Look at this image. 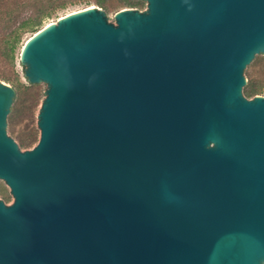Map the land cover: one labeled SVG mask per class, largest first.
Returning <instances> with one entry per match:
<instances>
[{
    "label": "water",
    "instance_id": "water-1",
    "mask_svg": "<svg viewBox=\"0 0 264 264\" xmlns=\"http://www.w3.org/2000/svg\"><path fill=\"white\" fill-rule=\"evenodd\" d=\"M142 1L25 39L30 150L0 81V264H264V0Z\"/></svg>",
    "mask_w": 264,
    "mask_h": 264
},
{
    "label": "trees",
    "instance_id": "trees-1",
    "mask_svg": "<svg viewBox=\"0 0 264 264\" xmlns=\"http://www.w3.org/2000/svg\"><path fill=\"white\" fill-rule=\"evenodd\" d=\"M93 4L105 12H117L123 8H145L142 0H91ZM70 0H0V81L9 84L15 90L7 122L12 120L18 112V105H24L23 94L34 90L35 85L21 83L16 72L18 54L23 45V37L33 34L44 26V21L51 18L57 11L64 9ZM257 57H255L256 59ZM254 59V60H255ZM253 62L246 68L247 84L244 86L243 95L250 99L256 95H264V80L256 77V72L250 70ZM264 78V76H263ZM24 92V93H23ZM37 106V99L31 103L33 109ZM29 109V105L27 107ZM36 139L21 141L20 148L30 146L37 142ZM9 199V197H7Z\"/></svg>",
    "mask_w": 264,
    "mask_h": 264
},
{
    "label": "rangeland",
    "instance_id": "rangeland-1",
    "mask_svg": "<svg viewBox=\"0 0 264 264\" xmlns=\"http://www.w3.org/2000/svg\"><path fill=\"white\" fill-rule=\"evenodd\" d=\"M67 4V6L64 9L57 10L51 18L44 21V26L50 22H55L58 18L86 8L88 6H95L91 0H70ZM124 9V8H123ZM121 10V9H120ZM119 11V10H118ZM107 16H113L114 11L106 12ZM31 34H26L23 37V41L29 37ZM257 58L253 60V67H250V70L254 68L253 71L256 72V77L259 79L264 80V55H258ZM16 72L18 73L19 79L21 83L27 84V81L23 77V72L19 66V63L17 61L16 63ZM9 85V84H8ZM45 87L40 85H35L34 90L26 91L22 96L24 100V105H18V112H16L12 120L7 122V134L18 144L21 141H29V139H36L39 138V131L36 126V115L38 113V109L41 103V100L43 99V93H44ZM264 96V95H261ZM34 99H37V106L33 109H30L31 103ZM29 105V109L27 108ZM37 142L31 144L30 146L22 147V149L30 150L32 147L36 145ZM9 197V199L7 198ZM0 200H3L7 205L12 203V198L9 195V190L6 186L2 187L0 189Z\"/></svg>",
    "mask_w": 264,
    "mask_h": 264
}]
</instances>
